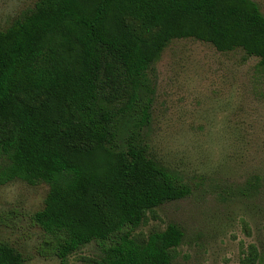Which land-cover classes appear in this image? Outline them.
Masks as SVG:
<instances>
[{"label":"trees","instance_id":"trees-1","mask_svg":"<svg viewBox=\"0 0 264 264\" xmlns=\"http://www.w3.org/2000/svg\"><path fill=\"white\" fill-rule=\"evenodd\" d=\"M243 51L264 69V13L253 0H37L0 31V186L46 184L32 215L40 254L68 264H173L177 224L137 234L149 213L191 194L142 142L151 68L175 40ZM251 245L241 264H257ZM0 243V264H24Z\"/></svg>","mask_w":264,"mask_h":264},{"label":"rangeland","instance_id":"rangeland-1","mask_svg":"<svg viewBox=\"0 0 264 264\" xmlns=\"http://www.w3.org/2000/svg\"><path fill=\"white\" fill-rule=\"evenodd\" d=\"M253 1L264 13V0ZM36 3L0 0V31ZM258 63L241 50L221 53L186 39L173 41L149 72L151 119L142 142L191 194L149 213L137 234L180 226L185 238L173 264H241L251 245L264 264V69ZM48 191L21 180L0 186V243L16 249L24 264H61L40 254L43 232L32 223ZM101 256L92 243L68 264Z\"/></svg>","mask_w":264,"mask_h":264}]
</instances>
